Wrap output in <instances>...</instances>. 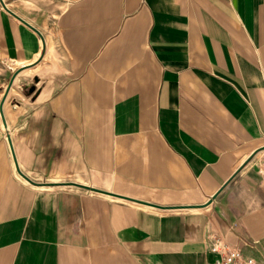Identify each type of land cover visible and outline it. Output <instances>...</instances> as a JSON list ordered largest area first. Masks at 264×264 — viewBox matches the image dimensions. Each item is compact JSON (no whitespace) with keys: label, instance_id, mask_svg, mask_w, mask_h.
<instances>
[{"label":"crops","instance_id":"obj_1","mask_svg":"<svg viewBox=\"0 0 264 264\" xmlns=\"http://www.w3.org/2000/svg\"><path fill=\"white\" fill-rule=\"evenodd\" d=\"M4 98L0 264H264V0H0Z\"/></svg>","mask_w":264,"mask_h":264},{"label":"built area","instance_id":"obj_2","mask_svg":"<svg viewBox=\"0 0 264 264\" xmlns=\"http://www.w3.org/2000/svg\"><path fill=\"white\" fill-rule=\"evenodd\" d=\"M259 169L264 173V160ZM210 251L217 254L215 264H258L254 257L246 255L237 247L221 245L220 242L215 243Z\"/></svg>","mask_w":264,"mask_h":264},{"label":"water","instance_id":"obj_3","mask_svg":"<svg viewBox=\"0 0 264 264\" xmlns=\"http://www.w3.org/2000/svg\"><path fill=\"white\" fill-rule=\"evenodd\" d=\"M17 16V15H16ZM19 18H21V17H19ZM16 75H17V73H14L13 74V76H12V79H11V81H10V83H9V85H8V88H7V91H8V89L10 88V87H12V85H13V83H14V81H15V79H16ZM6 98V97H5ZM5 98L3 99V101L1 102V105H0V108H1V116H2V118L4 119V110H3V103H4V101H5ZM10 144H11V149H12V152H14V147H13V143H12V140H11V138H10ZM14 156H15V152H14ZM16 167L18 168V170H19V172L22 174V176L27 180V181H29V182H32V183H35L34 181H32V180H30L26 175H24L23 173H22V171H21V169H20V167L18 166V164H17V162H16ZM65 184H68V185H74V186H80V187H83V188H85V189H88V190H94V191H98V192H101V193H104V194H113V193H111V192H109V191H103V190H100V189H97V188H95V187H89V186H86V185H82V184H78V183H73V182H64ZM36 184V183H35ZM47 184H54V183H47ZM115 195V194H114ZM213 199V198H212ZM212 199H210L209 200V203H211L212 202Z\"/></svg>","mask_w":264,"mask_h":264}]
</instances>
